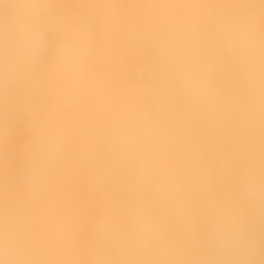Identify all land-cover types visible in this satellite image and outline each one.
Masks as SVG:
<instances>
[{
  "label": "clouds",
  "instance_id": "clouds-1",
  "mask_svg": "<svg viewBox=\"0 0 264 264\" xmlns=\"http://www.w3.org/2000/svg\"><path fill=\"white\" fill-rule=\"evenodd\" d=\"M0 264H264V0H0Z\"/></svg>",
  "mask_w": 264,
  "mask_h": 264
},
{
  "label": "bare ground",
  "instance_id": "bare-ground-1",
  "mask_svg": "<svg viewBox=\"0 0 264 264\" xmlns=\"http://www.w3.org/2000/svg\"><path fill=\"white\" fill-rule=\"evenodd\" d=\"M67 8L74 6V0H62ZM129 78H134L135 67L129 63L126 69ZM10 121L12 127V136L3 150V159L5 162V184L9 197L18 195L24 173V165L27 157V148L31 142V132L23 114L16 110L10 112ZM71 190L77 195L82 206L85 219L81 227L80 238L85 244L91 239L89 224L98 211V205L94 194L89 192L86 184L78 177L70 182Z\"/></svg>",
  "mask_w": 264,
  "mask_h": 264
}]
</instances>
